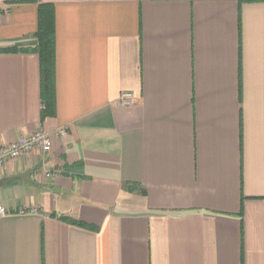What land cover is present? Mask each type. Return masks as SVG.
<instances>
[{
    "label": "crops",
    "instance_id": "obj_1",
    "mask_svg": "<svg viewBox=\"0 0 264 264\" xmlns=\"http://www.w3.org/2000/svg\"><path fill=\"white\" fill-rule=\"evenodd\" d=\"M39 131L0 264H264V0H0V148Z\"/></svg>",
    "mask_w": 264,
    "mask_h": 264
},
{
    "label": "built area",
    "instance_id": "obj_2",
    "mask_svg": "<svg viewBox=\"0 0 264 264\" xmlns=\"http://www.w3.org/2000/svg\"><path fill=\"white\" fill-rule=\"evenodd\" d=\"M120 103L123 106H134L136 101L132 94L123 93L120 97ZM57 135L63 136L65 131L61 130ZM38 149L46 153L51 151L52 140L49 134L39 131L29 137L9 143L5 147L0 148V169L9 161L18 160ZM0 216H7V211L3 207H0Z\"/></svg>",
    "mask_w": 264,
    "mask_h": 264
},
{
    "label": "trees",
    "instance_id": "obj_3",
    "mask_svg": "<svg viewBox=\"0 0 264 264\" xmlns=\"http://www.w3.org/2000/svg\"><path fill=\"white\" fill-rule=\"evenodd\" d=\"M37 38L39 40L38 49L42 62L44 96L49 103L52 99V82L55 64V27L52 13L43 10L40 11Z\"/></svg>",
    "mask_w": 264,
    "mask_h": 264
}]
</instances>
